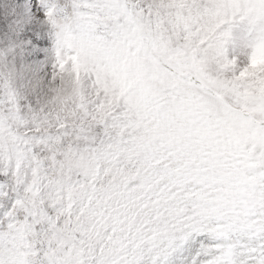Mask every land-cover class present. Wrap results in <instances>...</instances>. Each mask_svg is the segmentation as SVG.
I'll list each match as a JSON object with an SVG mask.
<instances>
[{
    "label": "snow or ice",
    "instance_id": "6c2138e0",
    "mask_svg": "<svg viewBox=\"0 0 264 264\" xmlns=\"http://www.w3.org/2000/svg\"><path fill=\"white\" fill-rule=\"evenodd\" d=\"M0 264H264V0H0Z\"/></svg>",
    "mask_w": 264,
    "mask_h": 264
}]
</instances>
